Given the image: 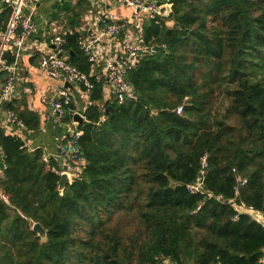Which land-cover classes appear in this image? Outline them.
Instances as JSON below:
<instances>
[{
  "label": "trees",
  "instance_id": "1",
  "mask_svg": "<svg viewBox=\"0 0 264 264\" xmlns=\"http://www.w3.org/2000/svg\"><path fill=\"white\" fill-rule=\"evenodd\" d=\"M166 1L169 16L143 27L165 49L125 74L135 95L106 113L94 85L77 125L84 168L62 195L52 161L0 132V264H262L264 227L237 208L264 217V0Z\"/></svg>",
  "mask_w": 264,
  "mask_h": 264
},
{
  "label": "crops",
  "instance_id": "2",
  "mask_svg": "<svg viewBox=\"0 0 264 264\" xmlns=\"http://www.w3.org/2000/svg\"><path fill=\"white\" fill-rule=\"evenodd\" d=\"M169 5L171 9V4ZM104 15H112L115 19L125 22L127 28L119 36L108 37L98 44L95 50V62L93 66L89 65L88 74L101 67L105 59L122 56L120 42L123 37L129 40H132L135 35L144 38L143 27L147 24L144 20L145 16L143 15L140 20H135L132 17L131 8L104 0H41L33 17L36 32L24 43L18 59L15 81L8 100H6L8 102L6 113L12 112L14 117L22 122L23 127L10 123L7 116L3 117L0 108V132L5 136L20 140L29 152L40 150L42 158L51 160L55 169L61 167L59 152L65 137L77 130V124L71 119L72 113L78 112L83 117L84 110L95 103L90 100L91 92H86L79 84H69L70 87H67L66 84L63 85L45 76L39 65L40 60L52 51L49 40L54 35L65 33L68 30L94 28ZM172 24L170 20L165 22L168 28H171ZM70 52L73 53L71 50H66L63 55L68 61L76 56ZM7 58L11 60L12 57L7 55ZM4 76L5 74L1 73L0 80ZM61 87L70 91L72 101L68 107L63 108L61 116L52 115L47 100L54 97ZM100 93L101 101L97 104L99 108L105 105L110 107L115 102L113 90L105 80L100 83ZM65 113L71 114L69 121H65ZM31 115L38 125L34 130L28 129L23 121ZM26 120L29 125L33 124L28 119ZM1 171L2 169L0 173ZM244 211L255 221L264 223V217L259 212Z\"/></svg>",
  "mask_w": 264,
  "mask_h": 264
},
{
  "label": "built area",
  "instance_id": "3",
  "mask_svg": "<svg viewBox=\"0 0 264 264\" xmlns=\"http://www.w3.org/2000/svg\"><path fill=\"white\" fill-rule=\"evenodd\" d=\"M41 0H0V13L3 9L10 10V17L6 27L0 32V74L4 73L3 82L0 84V106L3 101L8 100L11 93L12 86L15 81L17 72L18 59L23 49L24 43L36 32L34 23V15ZM107 2H115L117 4L129 7L133 11V19L140 20L144 15L148 21L157 22L160 7L170 5L162 4L161 0H104ZM127 28L123 21L115 19L112 15L102 16L97 25L91 29L80 28L76 31L68 30L65 33L54 35L49 40L52 46V51L46 54L40 60V68L45 76L61 82V84H79L86 92H91L97 83L105 80L113 90L115 101L121 105L131 95L132 88L125 79V74L132 71L139 58L144 55L152 56L156 52V48L165 49V45L161 44L156 47L153 46L154 39L148 41V47L144 45V40L140 36L135 35L132 40L123 37L120 42V51L122 56L118 58H107L104 60L103 65L96 68L93 73H84L72 66L68 60L63 56L66 53V37L68 35H76V45L82 55L85 57L86 62L93 66L95 62V50L98 44L107 39L108 37H117L122 34ZM140 33V32H139ZM143 43V45L141 44ZM7 55L11 58L8 59ZM60 55V56H59ZM72 101L70 91L61 87L56 91L54 97L47 100L51 108L52 115L61 116L62 110L68 107ZM176 114L182 113V106H178L175 110ZM78 113V112H74ZM80 114V113H79ZM81 115V114H80ZM7 120L14 123L19 127H23L20 120L14 117L12 112L6 113ZM82 116V115H81ZM104 117H101V121ZM81 136V131L75 130L68 134L64 139V144L60 148L59 156L61 159L60 169L52 170L60 175L61 173H68L72 179H80V174L84 168V162L79 154L77 142ZM45 162L48 158L43 159ZM202 169L206 166V156L201 158ZM72 171H71V170ZM236 174L235 170H232ZM201 176L204 171H200ZM237 185L245 184L240 176L236 178ZM203 186V179L199 182L187 186L189 193H198ZM235 194L238 193V188L234 189ZM0 197H2L0 195ZM6 201V198L2 197ZM239 212H245L243 206L237 209ZM264 227V223H261ZM264 264V259L261 262ZM165 264H171L166 261Z\"/></svg>",
  "mask_w": 264,
  "mask_h": 264
},
{
  "label": "water",
  "instance_id": "4",
  "mask_svg": "<svg viewBox=\"0 0 264 264\" xmlns=\"http://www.w3.org/2000/svg\"><path fill=\"white\" fill-rule=\"evenodd\" d=\"M170 12H171V9L167 5H164V6L160 7V9H159V15L161 17H164V18H167L169 16ZM166 34H169V30L167 31ZM141 44L143 45L142 42H141ZM70 54H73V53L70 52ZM65 84L67 87H70L69 83H65ZM134 95H135V93H132V96H134ZM0 108H1V112H2L3 117H5L6 112H7V108H8V102L3 101ZM109 110H111V108L107 107L105 112L108 113ZM71 119L77 125H81L84 122L83 117L79 113H73ZM72 182H73V179L70 177V175L68 173H61L59 175V180L57 182V192L59 193V195H62L66 185H69ZM31 230L34 233H36V235L41 239V241H45L46 230L39 223H33Z\"/></svg>",
  "mask_w": 264,
  "mask_h": 264
},
{
  "label": "rangeland",
  "instance_id": "5",
  "mask_svg": "<svg viewBox=\"0 0 264 264\" xmlns=\"http://www.w3.org/2000/svg\"><path fill=\"white\" fill-rule=\"evenodd\" d=\"M144 20H145L147 23L149 22V21L146 20L145 18H144ZM225 105H226V102H224L223 106L221 107V112H222V108H223Z\"/></svg>",
  "mask_w": 264,
  "mask_h": 264
}]
</instances>
